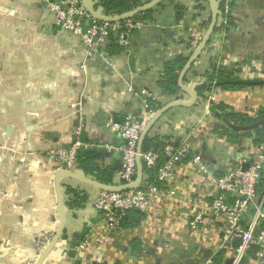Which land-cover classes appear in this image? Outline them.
<instances>
[{"label":"crops","instance_id":"1","mask_svg":"<svg viewBox=\"0 0 264 264\" xmlns=\"http://www.w3.org/2000/svg\"><path fill=\"white\" fill-rule=\"evenodd\" d=\"M230 3L225 1V14L218 13L211 38L182 78L197 95L193 102L180 79L181 92L172 96L163 94L160 82L170 63L185 58L188 64L201 46L190 47L189 32L198 27L207 35L212 0H162L124 45L116 39L117 46L109 45L104 56L87 55L77 37L59 30L45 0H0V264H37L35 242L54 238L60 227L57 183L65 231L42 264H230L232 256L217 250L218 221L208 222L210 234L191 226L193 206L208 201L209 178L234 169L257 147L254 130L239 131L236 141L219 134V127L235 126L223 115L256 120L264 112V85L252 84L264 81V0H239L231 9ZM177 7L185 9L184 19ZM219 71L240 74L252 86L214 87L200 95L199 87L210 85ZM142 91L162 109L150 115ZM177 103L188 106L166 109ZM138 114L146 128L151 124L146 135L189 144L209 175L184 163L171 193L158 187L139 224L112 233L95 209L103 190L83 181L118 188L122 153L116 149L123 141L109 123ZM77 132L94 146L97 164L112 173L110 183L87 175L79 164L66 171L76 178L58 179L48 153L70 147ZM148 179L143 173L140 186ZM68 189L85 196L86 203L68 207L73 200ZM246 264L260 263L248 258Z\"/></svg>","mask_w":264,"mask_h":264},{"label":"built area","instance_id":"2","mask_svg":"<svg viewBox=\"0 0 264 264\" xmlns=\"http://www.w3.org/2000/svg\"><path fill=\"white\" fill-rule=\"evenodd\" d=\"M49 11L54 16L55 26L77 37L89 56H104L112 41L118 39L120 45L125 44L127 32L136 29L141 23L130 20L118 23H108L96 20L85 8L84 0H45ZM226 1V0H225ZM190 47L197 49L202 43L206 31L202 28H193L190 32ZM146 97L148 108L149 99H153L147 91H142ZM154 100V99H153ZM214 104L215 99H211ZM153 115V112H148ZM109 126L119 133L123 146L117 151L122 153V168L117 178L121 187L135 185L138 177V158L141 164L149 171L158 168L162 156L154 151L142 152L139 150L142 134L146 127L143 115L138 114L126 117L123 122L110 121ZM74 143L63 149L52 150L48 153L51 161L59 171H70L79 164L81 151L90 150L93 145L86 143L77 132ZM169 160L158 168L155 180L138 189L120 190L116 192L102 191L95 203L96 211L107 224L110 232L122 230L123 219L130 211L138 210L144 214L151 209L152 200L159 193L157 184L171 193L173 181L179 168L184 163L198 165L202 174L209 175V170L203 164L200 155L191 152L187 143H182L170 151ZM189 161H186V159ZM186 161V162H185ZM248 166L245 170L244 167ZM264 171V146L256 147L247 156L240 159L239 165L222 176L209 178L212 188L208 201L193 206L191 226L210 234L208 222L211 219L218 221L216 225L220 239L217 250L224 251L232 256V264H241L248 259L255 250L254 261L264 264V210L263 201L257 194V185ZM149 176V175H148ZM52 236H43L36 242V250L41 256ZM240 241L238 248L236 242Z\"/></svg>","mask_w":264,"mask_h":264},{"label":"trees","instance_id":"3","mask_svg":"<svg viewBox=\"0 0 264 264\" xmlns=\"http://www.w3.org/2000/svg\"><path fill=\"white\" fill-rule=\"evenodd\" d=\"M153 1L155 0H147L146 3H144L142 0H98V4L96 5L95 10L101 9L104 16L114 17L117 15H124L131 13ZM222 1L223 2L219 4V8H218L219 15L225 14L226 4H225V0ZM230 1H231L230 3V9H231L234 7L235 3L239 0H230ZM161 3L158 4L156 7L160 6ZM176 11L179 16V19H184L185 9L183 7H177ZM152 12L153 9L148 10L129 20L132 22H144L150 19L149 16L152 14ZM225 18H227V20L229 21L231 20L229 19V17H225ZM209 23L210 22H208L207 24ZM121 24L124 25L125 22L122 21ZM123 31H126L127 35H129L132 33L133 30L128 32L127 30L123 29ZM114 46H117L116 38L111 43V47ZM187 61L188 59L185 58L178 59L170 63L169 66L165 69L160 82V87L161 90L163 91V94L172 96L181 92V89L179 87V79L181 72L183 71L184 67L187 64ZM249 86H252L251 82L242 79L240 77V74L239 75L237 73L225 74V72L219 71L211 76L210 85L199 87L198 92L200 95H203L205 92H209L214 87L223 88L228 91H237V90H242ZM203 98H205V96H203ZM148 101L149 104H148L147 112L156 113L162 109L161 103L157 102L156 100L149 99ZM218 108L215 107L214 110ZM223 118L235 126L247 127L253 125L258 121L264 120V112H262L259 115V118L256 120L249 119L245 116L234 113L224 114ZM217 132L222 135L228 134V137L231 141H236L240 137L239 131L230 130L229 127H219L217 129ZM253 132L257 136L255 140L256 146L257 147L264 146V127L255 129ZM178 146L179 145L175 146L173 142H170V139L160 138V137H149V135H146L141 146V151L142 152L154 151L156 153H159L162 156V160L158 165V168H160L170 158V152L167 151V149L173 151L176 148H178ZM97 156L98 153L94 151H90V150L81 151L79 154V165L87 173V175L93 176L99 179L100 181H104L106 184H108L110 183L112 173L110 171L107 172L105 169H103L97 164V159H98ZM189 159L190 158L186 159V161H189ZM158 168L149 171L145 168L144 163H142L143 173L149 175V179H148L149 183H152L155 180V176L157 174ZM160 186L161 184H157V187ZM67 192L69 195L73 196V200H71L70 203H67L68 207L79 208L86 203V197L82 196V194H80L79 192L71 189H68ZM257 194L259 199L263 201V210H264V171H262L261 177L257 185ZM144 217L145 214L138 210L130 211L127 214V216L123 219L122 228L137 226ZM255 252L256 251L253 250L250 253L249 258L254 259ZM246 260H244L241 264H246Z\"/></svg>","mask_w":264,"mask_h":264},{"label":"water","instance_id":"4","mask_svg":"<svg viewBox=\"0 0 264 264\" xmlns=\"http://www.w3.org/2000/svg\"><path fill=\"white\" fill-rule=\"evenodd\" d=\"M161 2H162V0H155V1L151 2V3H149V4H146L144 7L140 8L138 10H135V11H133L131 13L124 14V15H117V16H114V17H106V16H104L102 14V10L101 9L95 10L96 5L98 4V0H84V6L87 9V11L98 21L108 22V23H118V22H121V21L129 20V19H131V18H133V17H135V16H137V15L143 13V12L151 10V9L156 7ZM212 6H213V24H212L211 28L209 29V31H208L205 39L203 40L201 46L198 48V50L196 51L194 56L191 58L189 63L186 65V67L183 70V72L181 74V77H180V87H181V89L185 93H188V94H190L193 97V102L195 100H197V95L194 92H192L189 89L184 87L183 82H182V78H183L184 74L186 73L187 69L189 68V66L191 65V63L193 62V60L199 55V53H201L202 49L204 48V46L207 45L209 39L211 38V35H212V32H213V28H214V25L216 23L217 16H218L217 0H212ZM252 84H254V85H264V81L263 82H254ZM177 106H188V104L177 103L175 105L167 107L166 109H169V108H172V107H177ZM166 109H163L161 112L165 111ZM161 112L158 113L156 118L159 116V114ZM150 126H151V124L148 125V127L145 129V131L142 134L141 142H140V145H139V150L140 151H141V146H142L143 140H144L146 134L148 133ZM262 127H264V120H261V121H259L257 123H254L253 125L248 126V127L231 126L232 129L238 130V131H243V130L252 131V130H255V129H258V128H262ZM178 144L179 143H175V146H177ZM137 162H138V178H137V181H136L135 185H133V186L121 187V188H107V187L100 186V185H98L96 183H93V182H88V181H85V180L84 181L82 180V181L87 183V184H89V185H91V186H94V187H96L98 189L106 191V192H116V191H120V190L138 189V188H140V183H141V179H142V175H143V170H142V164H141L140 158H138ZM247 168H248V166L244 167L245 170ZM64 175L68 176V177L76 178L73 174L68 173L66 171H59L57 177L59 179V177L64 176ZM57 187H58V198H59V206H60V227H59L58 233L53 238V240L50 243V245H48V247L46 248L44 253L40 256V259L38 260L37 264H42L43 263V261L50 254V252L52 251V249L54 248L56 243L62 238V236L64 234V231H65L66 208H65V205H64V202H63V199H62V195H61V191H60V187H59L58 183H57ZM239 243H240V241L238 240L236 242V248H238ZM232 262H233V260L230 261V264H232Z\"/></svg>","mask_w":264,"mask_h":264}]
</instances>
